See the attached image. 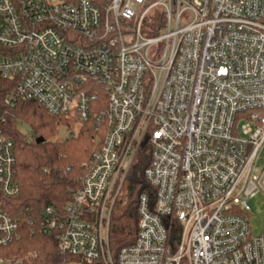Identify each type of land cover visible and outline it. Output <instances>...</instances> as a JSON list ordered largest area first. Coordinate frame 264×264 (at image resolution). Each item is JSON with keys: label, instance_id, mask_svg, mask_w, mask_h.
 <instances>
[{"label": "built area", "instance_id": "1", "mask_svg": "<svg viewBox=\"0 0 264 264\" xmlns=\"http://www.w3.org/2000/svg\"><path fill=\"white\" fill-rule=\"evenodd\" d=\"M107 1L0 0V82L12 85L0 114V249L20 238L4 205L20 190L3 127L10 109L33 101L99 137L70 201L42 211L40 229L61 255L264 264V234L247 221L249 201L264 194V0ZM144 145L153 199L138 196L136 237L113 255V207Z\"/></svg>", "mask_w": 264, "mask_h": 264}, {"label": "trees", "instance_id": "2", "mask_svg": "<svg viewBox=\"0 0 264 264\" xmlns=\"http://www.w3.org/2000/svg\"><path fill=\"white\" fill-rule=\"evenodd\" d=\"M63 1L71 3L76 0ZM90 1L98 8L108 4L107 0ZM156 1L148 0V3ZM11 88L9 82H0V114L5 109L3 98ZM102 98L105 103L104 95ZM6 118L3 133L13 141L14 175L20 193L16 198L5 201L4 205L7 213L18 219L20 238L0 249V255L6 258L11 253L20 264H85L72 256L61 255L54 234L42 232L40 225L45 208L53 206L61 212L71 199L70 190L79 189L85 174L83 164L90 161L92 145H95L94 129L91 124H84L76 140L52 141L57 134L56 128L65 124V119L48 116L33 101L18 103L9 110ZM19 123L28 124L31 132L39 136L27 142L28 137L17 129ZM38 138L42 139L39 144L36 143ZM147 151L144 145L135 155L122 184L125 196L113 207L108 238L113 255L124 246L131 245L136 237L138 196L144 193L153 199V188L144 180V171L150 160ZM168 239L169 244L174 245L178 231H170Z\"/></svg>", "mask_w": 264, "mask_h": 264}, {"label": "rangeland", "instance_id": "3", "mask_svg": "<svg viewBox=\"0 0 264 264\" xmlns=\"http://www.w3.org/2000/svg\"><path fill=\"white\" fill-rule=\"evenodd\" d=\"M82 125H79L77 121L73 119H65V124L59 125L56 128L57 134L52 139V141H56L58 143H63L65 140H76L79 133L81 132ZM17 129L24 136L28 137L27 142L33 141L36 138L38 133L31 132V128L26 123H19L17 125ZM99 139L98 135L94 136L93 142H97ZM96 145H92V149L95 148ZM92 151V150H91ZM85 164V163H84ZM256 174L259 173L262 169H264V150H262L258 161L256 163ZM125 196L123 194L122 198ZM249 209H251L250 214L247 215V221L250 223L251 233L252 235L258 236L264 234V194L257 193L255 197L248 203ZM0 258H4L0 255ZM16 258L15 255L9 254L6 256V259Z\"/></svg>", "mask_w": 264, "mask_h": 264}, {"label": "water", "instance_id": "4", "mask_svg": "<svg viewBox=\"0 0 264 264\" xmlns=\"http://www.w3.org/2000/svg\"><path fill=\"white\" fill-rule=\"evenodd\" d=\"M42 142V139L41 138H38L37 140H36V143H41Z\"/></svg>", "mask_w": 264, "mask_h": 264}]
</instances>
